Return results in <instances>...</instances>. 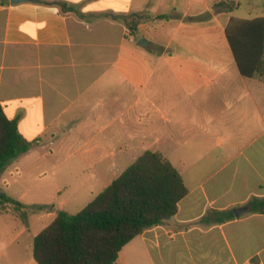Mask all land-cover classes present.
<instances>
[{
	"label": "crops",
	"instance_id": "crops-1",
	"mask_svg": "<svg viewBox=\"0 0 264 264\" xmlns=\"http://www.w3.org/2000/svg\"><path fill=\"white\" fill-rule=\"evenodd\" d=\"M220 1H0V105L33 144L11 165L83 142V154L63 155H80L94 186L147 150L183 176L176 215L126 244L119 264H264V210L248 206L264 199V80L240 73L226 37L232 18L264 17V0H229L240 4L230 12ZM52 209L34 212L37 223L49 225ZM17 217L2 264H38L15 245L31 225Z\"/></svg>",
	"mask_w": 264,
	"mask_h": 264
},
{
	"label": "trees",
	"instance_id": "trees-1",
	"mask_svg": "<svg viewBox=\"0 0 264 264\" xmlns=\"http://www.w3.org/2000/svg\"><path fill=\"white\" fill-rule=\"evenodd\" d=\"M239 7L222 0L216 10L230 12ZM226 37L240 73L264 80V17L232 18ZM32 145L20 133L18 119H9L0 105V176ZM187 194L183 176L172 162L147 150L79 212L59 211L36 235L34 258L38 264H119L124 246L172 219ZM9 205L27 219L26 205L0 191V210L8 212ZM248 206L252 211L264 210V199L252 198Z\"/></svg>",
	"mask_w": 264,
	"mask_h": 264
},
{
	"label": "rangeland",
	"instance_id": "rangeland-1",
	"mask_svg": "<svg viewBox=\"0 0 264 264\" xmlns=\"http://www.w3.org/2000/svg\"><path fill=\"white\" fill-rule=\"evenodd\" d=\"M231 69L234 70V67ZM69 146H71V151L82 154L86 151V144L83 142L72 143L70 145L69 143H65L62 147L60 142L54 148L56 150L55 156L46 155L48 152L41 150L42 154L46 155V158L34 157L33 160L25 164H21L22 159H20L15 165H11L5 174L0 176V191L5 192L27 207L28 219H24L18 211L16 212L17 215L21 216L22 220H29L31 224L30 231L22 235L15 242V245L20 244L27 248L29 252L27 254H30L33 250L35 236L50 221L47 220L48 222L44 225L37 223L38 216L44 213L39 214L34 212H42L46 209L53 210L52 207L54 206L58 211L65 210L71 214H75L83 209L94 198V195H97L109 183L105 181L104 183L101 182L98 186H94L89 180V169L82 165L85 160L81 159L80 155L73 159H65L66 156L63 155V150L69 151ZM130 161H133V159ZM66 196L81 197L80 201L78 200V206L71 204L73 206L61 207V202ZM12 209L13 213L11 212L8 216L0 212V253L3 251L0 254V264L8 256L5 249L13 247V244H11L12 238L5 235L3 231L14 232L17 227L22 226L20 225V219H17L18 217L14 213L15 208L12 207ZM3 218L4 222L1 220Z\"/></svg>",
	"mask_w": 264,
	"mask_h": 264
},
{
	"label": "water",
	"instance_id": "water-1",
	"mask_svg": "<svg viewBox=\"0 0 264 264\" xmlns=\"http://www.w3.org/2000/svg\"><path fill=\"white\" fill-rule=\"evenodd\" d=\"M28 1H32V0H10L12 4H18L22 2H28ZM33 1H37V0H33ZM149 45H150V42L144 36H141L138 41V46L148 48ZM246 209L247 208H237L234 210V213L236 216H240Z\"/></svg>",
	"mask_w": 264,
	"mask_h": 264
}]
</instances>
